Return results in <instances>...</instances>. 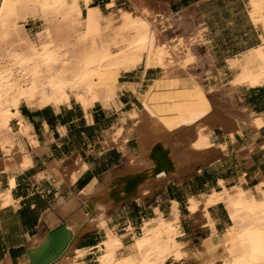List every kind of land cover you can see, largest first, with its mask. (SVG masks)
<instances>
[{"label":"crops","instance_id":"1","mask_svg":"<svg viewBox=\"0 0 264 264\" xmlns=\"http://www.w3.org/2000/svg\"><path fill=\"white\" fill-rule=\"evenodd\" d=\"M107 2L92 0L91 4L104 13L109 10ZM248 4L249 0H148L153 13L160 15L158 28L167 46L180 40L193 57L190 64L175 66L171 75L159 68L144 69L142 64L121 72L108 107L93 104L83 110L73 101L58 108L18 106L9 127L28 166L22 171L0 170V193L8 190L10 177L13 183L9 189L12 203L0 208V264H27L30 246L38 244L45 232L62 226L81 208L82 198L93 200L107 183L130 175L135 170L132 159L138 156L150 163L148 179L134 196L109 204L105 228L126 246L142 223L155 218L154 210L163 219L172 218L175 203L176 241L188 255L185 264H196L191 252L214 245L229 225L221 203L206 207L212 233L198 212L206 197L221 191L218 182L226 189L239 187L254 193L264 180V85H230L238 71L228 62L260 45L262 27L251 21ZM173 81L186 82V86L198 82L209 101V115L217 120L210 118L203 124L196 120L193 126L174 129L171 136L147 140L139 124L145 109L143 96L153 89L174 93L180 85H170ZM255 119L261 123L255 124ZM196 125L205 128L212 146L201 154L189 148ZM187 158L183 166L174 164ZM189 200L198 204L194 213L187 210ZM103 233L102 228H91L80 234L67 258L72 259L73 251H85L74 259L75 264H95V248Z\"/></svg>","mask_w":264,"mask_h":264},{"label":"bare ground","instance_id":"2","mask_svg":"<svg viewBox=\"0 0 264 264\" xmlns=\"http://www.w3.org/2000/svg\"><path fill=\"white\" fill-rule=\"evenodd\" d=\"M25 1L26 2L27 1L33 2V3H36V2L40 3L41 7H42L41 9L46 10L45 12H48V11L52 12L53 11L56 14L55 17H58V19L59 18L61 19V18L66 17V13H68V16H70L69 14L71 12H74L77 10L80 11L79 10L80 3H82L85 7H88V5L90 4V2L92 0H0V37H3V39L7 36L8 32L11 29H14V31H16L17 22H19L16 20V18L18 17V11L19 10L21 11V9H19V6H21V8H22L24 5L23 3H25ZM126 1H127L128 6L131 8V12H127V11L119 9V10H116V12L110 13L109 15H104V13H102V15H99L103 19V26H104L103 29H108V31H109V28H113V25H115L114 23L117 22L119 24L118 29H123L125 34L128 35L127 40L128 39L129 40H128V43H126V44L128 47H131L132 49H134L136 51L135 54H136L137 61L143 59L145 68H148V67L159 68L162 70V73L164 71L165 73H168L171 75L172 68H173V57H172V54H171L170 50L168 49V47L165 44L161 43L158 32H156V29H158V25L156 24V21L157 22L159 21V20H157V18H158L157 14L153 13V11L151 10L152 7H149L150 5H148L147 0H126ZM111 2H114V0H111ZM21 4H23V5H21ZM248 5H249V17L254 24L261 25L262 35L260 37V45L257 48H255L253 50L251 49L250 51L244 53L242 55V57L235 58V59L228 62L229 66L236 67L237 71H238V74L235 77L233 76L234 79H232V81L230 82V84L234 87H235V85H246V87L247 86L252 87V86H258V85H264V0H249ZM33 7L35 8V4ZM106 7L110 8V4L107 5ZM36 8L39 9V7H37V6H36ZM23 9L25 10V8H23ZM96 10H98V9H96ZM39 11L43 12L41 10H39ZM69 11H70V13H69ZM86 11H88V10H86ZM94 11H95V9H94ZM54 13H53V15H54ZM19 14H21V13H19ZM95 14H97V13H95ZM99 18H98V21H99ZM18 19H20V18H18ZM78 19H80V18H78ZM76 21H77V19H76ZM155 25H157V28ZM100 27L102 28V25ZM114 29H116V28H114ZM111 31H112V29H111ZM121 32H122V30H121ZM11 34H12V32H11ZM104 42L106 43L105 40H104ZM29 47H30V45H29ZM31 47L34 48V46H31ZM39 47H40V45H39ZM112 47H113V45H112ZM126 47H124V48H126ZM40 48H42V47H40ZM104 48H107V47H104ZM27 49H29V48H27ZM27 49H25L24 52H26ZM31 50L29 49V51H31ZM42 50H43V48H42ZM108 50H110V49H108ZM21 51H22V49H21ZM33 52L35 54L36 51H33ZM20 53H23V52H20ZM27 53H29V52H27ZM103 54L104 53H102V55ZM10 57H12L11 54H10ZM17 58H18L17 61H19L23 64H27L29 62V57H21L18 55ZM100 58L101 57L99 56V59ZM52 59H53L52 53H50L48 51H45L43 53V56H42L43 63L46 64V63L50 62ZM186 59H189V61H190L191 58H186ZM13 60H14V57H13ZM115 60H114V62H115ZM9 62H11V61H9ZM185 62H183V63H185ZM26 67H27V65H26ZM118 67H119V65H118ZM118 67H117V69H118ZM105 70L108 71L107 69H105ZM109 70H111V69L109 68ZM87 71L88 70L85 69V72H87ZM4 72H6V71H4ZM91 75H92V73H91ZM85 76H86V74H83L79 78H81V79L86 78ZM22 77H23V75H22ZM89 77H91V76H89ZM87 78H88V76H87ZM2 80H4V77H2L0 75V97H2L1 93H3V92H1V86H2L1 81ZM85 80H83V81H85ZM169 80H170V78H169ZM74 81H75V79H74ZM60 83H63V82H60ZM75 83H76V81H75ZM85 83H83V84L85 85ZM89 83H90V80H89ZM153 83H155V82H153ZM166 83H168V81ZM161 84H163V83H161ZM172 84L177 85L179 83H178V81L170 82V85H172ZM108 85H109V83H108ZM157 85H158V83H157ZM43 86H45V85H43ZM105 86H103V87L105 88ZM167 86H169V84H167ZM45 87L47 88V85ZM79 87H81V86H79ZM41 88H42V86H41ZM51 88H52V86H51ZM111 88H112V86H111ZM153 90L152 91L150 90L146 94H144L142 101L144 102L145 109H144V113L142 112L143 113L141 115L142 117L140 116L141 120L138 119L141 121L139 123L140 128L146 132L145 138H147V140L152 141V140H157V139H163V137H167V136H169V134L171 136L172 130L169 127L171 124L168 125L167 122H170V121H168L167 119H169V118H167V119L165 118L168 115H169L168 117L174 116L173 119L175 120L176 128H183V127H181L182 126V120L185 118H188V120H189L188 124H186L187 126H190V125L193 126L194 125L193 123L195 121L193 119H195L197 117L194 116L195 115L194 113H193L194 115H192V116H194L195 118L192 117L191 115H188L187 113L191 114L193 112L194 107H195V109L196 108L198 109L200 100L198 102H195L194 100H191V99H184V97L182 98V96L180 95L181 93H179V88L176 89L174 93L169 91L170 93H168V94L159 93V92H157L155 90L153 91ZM13 91H14V89H13ZM10 92H11V90H10ZM33 94H35V93H33ZM113 95H114V92H113ZM44 96L45 97H42L39 99V102L45 106L50 105V106L55 107V108H58V106L60 107V105H63V104L67 105L68 102L71 101L69 96L65 93L63 96H62V94H61V96L59 95L60 97L59 98L57 97V99H54L55 96L53 97V99L51 98V96H50V98H46L47 95H44ZM32 99L36 100L34 98V96L32 95L31 90L30 91L26 90V92H25V90H23V91H20V93L18 95H16V97L14 96V98L11 101V106L13 107V110L17 111V108L19 105H21V104L27 105L28 102L31 101ZM34 100H32V101H34ZM97 101H98V97H94L93 101L80 102L79 105L81 106V108L83 110H86V109L90 108ZM110 102H108V103H110ZM41 104H39V105H41ZM31 106H32V104H31ZM37 106H38V104H37ZM199 109L203 111V113H201V115H202L201 118H203V120H207V119L210 120V118L212 119V117H211V115H209L210 113L208 112L207 109H203V108H199ZM171 110H173V112ZM169 111L172 113L169 114ZM202 111H200V112H202ZM167 112H168V115L165 116V114ZM195 112H197V111H195ZM133 116H136V115L134 114ZM1 117H2V122L0 123V127L5 131V134L3 135L2 138L0 136V138H1L0 139V153H1L0 170L5 171V172L22 171L28 166V163H27L28 161L27 162L25 161V155H22L18 152V146L15 143L14 134L11 133V130L9 127V122L13 119V115L8 110H5ZM137 117H138V115H137ZM213 117L215 118V116H213ZM170 119H172V118H170ZM177 119H179L180 121ZM215 119H212L211 121H215ZM229 121H231V120H229ZM254 123L259 124V123H261V121L259 119H255ZM201 124H203V123H201ZM230 124H231V122H230ZM186 125L184 124V127ZM199 126L198 125L195 126V129L193 131L194 135H195V139H194V141L191 140V141H193V142H191V144L189 143L190 144L189 148L196 153L205 152V149L207 147H210L207 143L206 134H204L205 128H202L201 126H200L201 127L200 128ZM135 127H137V126L135 125ZM186 129H184V130H186ZM23 130L25 132L27 129L23 128ZM207 130H206V132H207ZM140 133H143V132H140ZM140 133H138V134H140ZM1 134H2V132H1ZM19 134L21 136L24 135L21 128L19 129ZM26 136H28V135H26ZM192 138H193V134H192ZM115 140H117V139H115ZM143 140H145V139H143ZM173 147H174V144H173ZM180 153H182V152H180ZM183 153H185V152H183ZM188 153H190V151ZM196 153H195V155H196ZM183 156H185V155H183ZM189 158H191V157H189ZM132 160H133V163L135 166V170L130 175L117 178L116 180H112L110 183H107L108 185H107V187H104L105 188L104 192L102 194H100V196H98L97 198H95L93 200H87V199L82 198L81 208L78 209L77 211H74L73 214L71 213V215H69V217L66 219V222H64V224H62V226L59 228V230L56 233L48 234V231H47L42 235L41 241L38 244H36L34 246H30L28 248V258L29 259H28L27 264H49V263L50 264H75L74 259L79 257L80 251H73L72 252V259H68L66 255L69 254V252H71L70 248H71L72 244L75 243L76 238L80 234L90 230L91 228H97V229L102 228L103 232L105 233V237L98 243V245L95 248L96 251L98 252L96 255L97 256L96 261L98 264H163V263H165L166 260H168L170 258L173 260H177L179 262L180 261L182 262L185 259H187L188 255L186 256V252L183 251L184 249L182 248V246H184V245H181L180 243H178L176 241V238L179 236V231H178V228L174 225V223L177 219V216L174 213H172V218L169 217L170 219H163L160 217V215L157 213V211L154 210V212L156 213L155 218H153L152 220H150L148 222L142 223L140 225L141 233L136 235V236L131 235L130 243L127 244L126 246H124L123 242L121 241V238L116 236V234L112 230H108L105 228V226H104V216H105L104 212H106L105 210L109 207V204L120 203L121 201H123L129 197L134 196L136 194L137 189L141 185H143V183H145V180H146L147 175H148V170L150 171V169H149L150 163L145 161L143 159V156H141V157L138 156V158H133ZM186 161L188 163V158H187V160L185 159L184 161L182 159V161H180V162H178V160H177V162H174V164H178V165L181 164L182 165V164L186 163ZM178 167L179 166H177L176 168H178ZM169 169H171V168H169ZM175 173H176V171H175ZM157 178H160V177H157ZM218 184L221 186V191L219 193H213L210 196L206 197L207 198L206 202L201 206V208L199 210H198V204L193 203L190 200L188 201L187 210L189 213H194L198 210L199 214L207 219V213H206V207L207 206L215 205L218 203L224 204L227 208H229V209L231 208V210H232V214H228V215H231L230 218L232 219L231 220L232 226L228 227V230L223 233L222 243L217 247L216 250L212 249L213 248L212 245H207L205 247V249L203 248V250L199 249V250H195V251L191 252L193 259L196 261V262L195 261L194 262L196 264H264V217L260 218V219H251V218L249 219V216H248L249 215L248 212L253 211V209L255 210L256 207H258L260 205H262V206L259 208L264 207V202L259 203V201L256 198L257 193L261 192L260 191L261 189H263L262 191H264V180H261L259 185L255 188L254 193H251L248 190L243 191L239 187L226 189L222 182H218ZM12 185H13L12 177H10L8 190L0 193V208H1V206L12 203L11 198L9 196V189L12 187ZM127 186H129L130 189H128ZM90 192H92V191L90 190ZM96 194H95V196H97ZM141 194H142V196H144L146 194V191L142 190ZM98 195H99V193H98ZM227 208L225 209L226 211H227ZM259 208H257V209H259ZM263 211H264V208H263ZM91 212H93V215H94V216H92L93 218L89 217L92 215ZM243 213L247 214V215L241 217V215ZM88 218H89V220H88ZM238 219H239V221H238ZM206 226L209 229V232L212 233L213 232L212 224L208 221V219L206 221ZM125 230H129V229H125ZM82 254H81V256H82ZM177 261H174V262H177Z\"/></svg>","mask_w":264,"mask_h":264},{"label":"rangeland","instance_id":"3","mask_svg":"<svg viewBox=\"0 0 264 264\" xmlns=\"http://www.w3.org/2000/svg\"><path fill=\"white\" fill-rule=\"evenodd\" d=\"M91 2L88 5V7H85L82 3H80V6H79L80 11L77 10V11H74L71 13L69 11L70 16H68V13H66V17L61 18V19L60 18L58 19V17H55L56 14L53 11L52 12H49V11L45 12L46 10L41 9L42 8L41 4L37 3V2L36 3L38 5L36 3H33V2H29V1L26 2L25 1L26 4L25 3H23L24 5L21 4V5H23L22 8H21V6H19V9H21V11L18 9L19 10L18 11V17L16 18V20L19 22L16 21L17 22L16 31H14V29H11L4 39H3V37H0V75L2 77H4V80L1 81L2 82L1 92H3V93H1L2 97H0V111H1L0 112V123L2 122L1 116L3 115L5 110H8L9 112H11L13 115V118L16 116V113H15L16 110H13V107L11 106V101L14 98V96L16 97V95H18L20 93V91L25 90V92H26V90L27 91L31 90L32 95L36 99V100L32 99L35 102L31 100L26 105V106H31V104H32L31 107H34V106L36 107L37 104H38L37 107H42L43 104H41L39 102V99L42 97H45L44 95H47L46 98H50V96H51V98L53 99V97L55 96L56 98L54 97V99H57V97L59 98L61 96V94L63 96L64 93L69 96L71 101L77 103L78 105L80 102H84V101L90 102V101L94 100V97H98V101H97L98 103L96 102L94 104H101L104 107H108L109 106L108 102H110L115 95L116 80H117L118 75L121 72L134 70L140 64H142L143 68L146 69L143 59L137 61L136 54H135L136 51L134 49H132L131 47L127 46L126 43H128V40H129V39L127 40L128 35L125 34L123 29H118L119 24L117 22L114 23L116 26L113 25V28H109V31H108V29H103L104 28L103 19L101 16H99V15H102V12L97 7L93 6L91 4ZM147 3H148V0H147ZM34 4H35V8L33 7ZM109 4H110V8L106 7L109 10L104 12V15H109L110 13L116 12V10H119V9L127 11V12H131V8L128 6L126 0H115V6H114V2H111V0H109V2L106 3V6ZM36 6L39 7V9L36 8ZM23 8H25V10ZM94 9L96 12L94 11ZM96 9H98V10H96ZM39 10H41L43 12H40ZM86 10H88V11H86ZM19 13H21V14H19ZM53 13H54V15H53ZM95 13H97V14H95ZM157 16H158L157 20H159V21L158 22L156 21V24L158 25L161 18H160V15L157 14ZM18 18H20V19H18ZM78 18H80V19H78ZM98 18H99V21H98ZM76 19H77V21H76ZM101 25H102V28L100 27ZM157 25H155L156 28H157ZM114 28H116L118 31ZM111 29H112V31H111ZM121 30H122V32H121ZM11 32L13 35L11 34ZM156 32H158L161 43H163L167 46V42L162 38L161 31L159 28L156 29ZM104 40L106 41V43L104 42ZM38 44L40 45V47L43 48V50H42V48L39 47ZM29 45H30V47H29ZM112 45L114 48L112 47ZM31 46H34L35 49L32 48ZM101 46L107 47L110 50H108L107 48H104V47L102 48ZM122 47L123 48L126 47V48L123 49ZM167 47L170 50L172 57H173L172 71H173L175 66H179V67L184 68V66H187L188 63L190 64L193 61L192 55L189 53L188 49H186L184 47V45L182 43H180V40H177L176 44L172 45V47H169V46H167ZM27 48H29L30 50L32 49L31 50L32 52L29 51V49H27ZM21 49H22V51H21ZM25 49H27L28 51L26 50V52H24ZM33 51H36L35 54ZM43 51L44 52L48 51V52L52 53V55H53V59L46 64L43 63V61H42V56L44 53ZM20 52H23V53H20ZM27 52H29L30 54ZM102 53H104V54L102 55ZM10 54L12 57H10ZM18 55L21 57H29V62L27 64H23V63L17 61ZM99 56L102 59L101 58L99 59ZM13 57H14V60H13ZM185 57L191 58L190 59L191 62L189 61V59H186ZM240 57H242V55ZM114 60H115V62H114ZM9 61H11V62H9ZM183 62H185V63H183ZM26 65H27V67H26ZM118 65H119V67H118ZM117 67H118V69H117ZM109 68L111 70H109ZM85 69L88 71L85 72ZM105 69H107L108 71H106ZM4 71H6V72H4ZM91 73H92V75H91ZM83 74H86L85 77L87 78V76H88V78L87 79L86 78H83V79L79 78ZM22 75H23V77H22ZM89 76H91V77H89ZM74 79H75L76 83H75ZM83 80H85V81H83ZM89 80H90V83H89ZM60 82H63L64 84L60 83ZM104 82L107 85L109 83L110 86L109 85L107 86ZM83 83H85V85ZM178 83L180 85L179 93H181L180 95L182 96V98L184 97V99H191V100H194L195 102H198L200 100L198 107L203 108V109H207L208 112L210 113L209 101L206 98L205 94L203 93L202 89L200 88L198 82H191L189 86H186V82H178ZM43 85H45V86L47 85V88ZM41 86H42V88L43 87L44 88L42 89ZM51 86L53 89L51 88ZM79 86H81V87H79ZM103 86H105V88ZM111 86H112V88H111ZM13 89H14V91H13ZM10 90H11V92H10ZM113 92H114V95H113ZM33 93H35V94H33ZM39 104H41V105H39ZM43 106H45V105H43ZM199 108L195 109V107H194L193 112L191 114H189V113H187V114L191 115V116L195 114L194 116L197 118H195L194 116H192V117H194L196 120L198 119L199 122H202V121H204L203 118H201V116H202L201 113H203V111L200 110ZM199 110L202 112H200ZM171 111L173 112V110H171ZM195 111H197V112H195ZM172 112L169 111V114ZM166 115H168V112L165 114V116ZM168 116H166L165 118L166 119L169 118L167 120L170 122H167V124L168 125L171 124L169 127L173 131L176 128L175 120L173 119L174 116H170V117H168ZM170 118H172V119H170ZM185 119L182 120V126L181 127H184V124L185 125L188 124V122H189L188 118H185ZM195 119H193V120L196 121ZM177 120H179V119H177ZM0 131L2 132V134L0 132V136L2 138L3 135L5 134V131L1 127H0ZM231 188H235V187H231ZM262 190L263 189H261L260 190L261 192H258L256 195V198L259 201V203L264 202V191H262ZM261 206L262 205L256 207L255 210L253 209V211L248 212L249 219L250 218L251 219H260V218L264 217V215H263L264 214V211H263L264 207L259 208ZM224 208L226 209L227 207L224 205ZM257 208H259V209H257ZM173 209L175 210V203H172L171 212L176 215V212ZM228 209L229 208H227L226 212H227L229 225L223 231V233L228 230V227L232 226V221H231L232 219L230 218L231 215H228V214H232V210H231V208L229 210ZM245 215H247V214L243 213L241 215V217L245 216ZM238 221H239V219H238ZM140 233H141V228L139 227L138 234H140ZM223 233L221 235H218L217 238L214 240V245H212L213 249L216 250L217 247L222 243ZM104 237H105V233L103 234V238ZM129 243H130V240H129V242H127V244H129ZM84 252L85 251H80L79 257ZM96 260H97V256L95 258V261ZM174 261H177V260H173L170 258V259L166 260L165 263L166 262H167L166 264H185L186 263L184 261H182V262L177 261L178 263L174 262ZM165 263H163V264H165ZM95 264H98L97 261Z\"/></svg>","mask_w":264,"mask_h":264},{"label":"water","instance_id":"4","mask_svg":"<svg viewBox=\"0 0 264 264\" xmlns=\"http://www.w3.org/2000/svg\"><path fill=\"white\" fill-rule=\"evenodd\" d=\"M128 187V189H130L129 188V186H127ZM127 189V190H128ZM130 198V197H129ZM128 199V198H127ZM126 200V199H125ZM124 201V200H123ZM61 227V225H58V226H56L55 228H53L52 230H49L48 231V234H54V233H56L58 230H59V228ZM29 259V258H28ZM50 264V263H49Z\"/></svg>","mask_w":264,"mask_h":264}]
</instances>
